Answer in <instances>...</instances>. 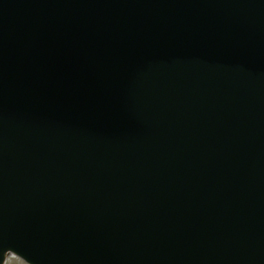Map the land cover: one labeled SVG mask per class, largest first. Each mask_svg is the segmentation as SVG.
<instances>
[{
	"label": "water",
	"instance_id": "95a60500",
	"mask_svg": "<svg viewBox=\"0 0 264 264\" xmlns=\"http://www.w3.org/2000/svg\"><path fill=\"white\" fill-rule=\"evenodd\" d=\"M7 251L264 264V0H0Z\"/></svg>",
	"mask_w": 264,
	"mask_h": 264
},
{
	"label": "rangeland",
	"instance_id": "374dc122",
	"mask_svg": "<svg viewBox=\"0 0 264 264\" xmlns=\"http://www.w3.org/2000/svg\"><path fill=\"white\" fill-rule=\"evenodd\" d=\"M5 264H25L23 261L18 259L12 254H7L6 259H5Z\"/></svg>",
	"mask_w": 264,
	"mask_h": 264
},
{
	"label": "bare ground",
	"instance_id": "6f19581e",
	"mask_svg": "<svg viewBox=\"0 0 264 264\" xmlns=\"http://www.w3.org/2000/svg\"><path fill=\"white\" fill-rule=\"evenodd\" d=\"M235 163H236V162H234V161H232V162H229V163H228V162H226V164H227L228 166H232V167H234V166H235ZM233 164H234V165H233Z\"/></svg>",
	"mask_w": 264,
	"mask_h": 264
}]
</instances>
